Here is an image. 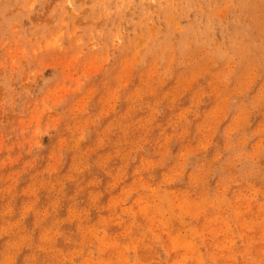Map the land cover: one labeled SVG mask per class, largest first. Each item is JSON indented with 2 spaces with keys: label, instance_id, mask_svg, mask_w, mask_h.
Returning a JSON list of instances; mask_svg holds the SVG:
<instances>
[{
  "label": "rangeland",
  "instance_id": "1",
  "mask_svg": "<svg viewBox=\"0 0 264 264\" xmlns=\"http://www.w3.org/2000/svg\"><path fill=\"white\" fill-rule=\"evenodd\" d=\"M0 264H264V0H0Z\"/></svg>",
  "mask_w": 264,
  "mask_h": 264
}]
</instances>
